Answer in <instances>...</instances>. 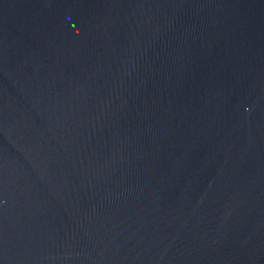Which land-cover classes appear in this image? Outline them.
<instances>
[{
	"label": "water",
	"instance_id": "1",
	"mask_svg": "<svg viewBox=\"0 0 264 264\" xmlns=\"http://www.w3.org/2000/svg\"><path fill=\"white\" fill-rule=\"evenodd\" d=\"M0 264H264V0H0Z\"/></svg>",
	"mask_w": 264,
	"mask_h": 264
}]
</instances>
